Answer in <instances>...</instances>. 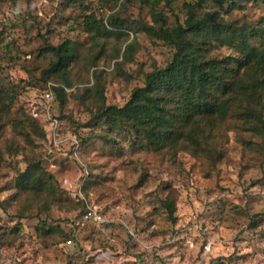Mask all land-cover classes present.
<instances>
[{
    "label": "rangeland",
    "instance_id": "374dc122",
    "mask_svg": "<svg viewBox=\"0 0 264 264\" xmlns=\"http://www.w3.org/2000/svg\"><path fill=\"white\" fill-rule=\"evenodd\" d=\"M93 1L98 18L118 14L129 21L128 37L98 38L99 46L94 45L84 25L85 9L66 0H0V89L17 87L16 106L38 112L44 124L42 95L48 84L40 78L53 61L42 49L47 44H78L80 55L70 65L75 91L93 86V72L103 70L107 105L123 106L143 85L145 73L165 67L173 57L169 46L139 31L141 23L152 21L151 8L142 0L128 5L108 0L103 6ZM198 2L176 0L170 9L163 1L158 9L175 24L176 16L183 20L186 15L185 4ZM202 6L199 13L217 8L212 1ZM221 14L264 24V1L250 0ZM132 42L133 60L116 70L122 59L113 60L114 51L124 52ZM94 56L100 57L98 67L89 70ZM53 113L62 117L57 143L33 134L32 145L11 126L4 129L0 264H259L264 256V134L229 118L213 129L203 155L186 149L154 153L133 148L126 133L115 137L95 125L89 101L56 99ZM75 138L82 144L78 160ZM28 158L41 162L46 180L53 178V195L17 185ZM80 198L105 222L85 218ZM166 200L175 202L173 216L163 205Z\"/></svg>",
    "mask_w": 264,
    "mask_h": 264
},
{
    "label": "trees",
    "instance_id": "16d2710c",
    "mask_svg": "<svg viewBox=\"0 0 264 264\" xmlns=\"http://www.w3.org/2000/svg\"><path fill=\"white\" fill-rule=\"evenodd\" d=\"M107 1L98 0L101 6ZM120 1L125 5L132 2L117 0ZM142 1L150 6L152 21L141 23L139 31L152 40L162 41L174 51L168 64L165 67L153 66L150 72L145 73L143 85L133 90L123 106L107 105L103 70L93 72V86H84L80 91H75L70 65L80 55L78 44L71 40L58 46L47 44L42 49L51 53L53 61L42 72L40 79L52 84L54 102L59 99L65 103L68 97L83 103L89 101L94 105L91 121L95 125L106 128L115 137L126 133L133 148L147 152L186 149L196 156L203 155V145L213 129L229 118L241 120L255 132L264 134V24L228 20L221 14V11L230 14L250 0L187 3L186 15L183 20L176 16L175 24L170 22L167 11L158 7L165 1V7L171 9L176 0ZM209 1L217 8L199 13L198 9ZM66 3L85 9L84 25L94 45L99 46L95 42L98 38L128 37L129 21L118 14H112L107 19L98 18L93 0H66ZM134 45L133 42L129 43L124 52L122 48L114 51L112 59H122L116 62V70L122 71L124 64L133 60ZM223 50L230 54L224 58L214 55ZM100 53H103V48ZM99 59L98 56L89 59V70L98 67ZM17 101V87L12 91L0 89V143L8 125L32 145L33 134L42 140L46 137L52 139L49 122L45 121L44 124L23 107H17ZM55 118L61 131L62 117L55 115ZM109 139L117 144L116 138ZM81 145L77 139L73 143V157L77 160ZM1 159L0 150V162ZM52 179H45V169L40 161L28 158L26 170L17 177V185L22 190L53 195L55 188ZM80 200L85 215L89 206L85 198ZM163 205L173 216L175 202L166 200ZM69 237L74 238V234L70 233Z\"/></svg>",
    "mask_w": 264,
    "mask_h": 264
},
{
    "label": "built area",
    "instance_id": "2783aa9c",
    "mask_svg": "<svg viewBox=\"0 0 264 264\" xmlns=\"http://www.w3.org/2000/svg\"><path fill=\"white\" fill-rule=\"evenodd\" d=\"M42 98L44 100V118L46 122H49V130H50V137L57 143V138L59 137V122L55 118V115L53 113L54 109V92L52 90V84H48L47 88L43 91ZM33 115L35 117L39 116V113L34 111ZM66 185H70L69 182H65ZM85 218L91 219L96 223H103L105 222V218L101 212H99L97 209H94L92 207H88L87 212L85 213ZM69 244L72 243L71 240L68 241ZM259 264H264V256L260 257Z\"/></svg>",
    "mask_w": 264,
    "mask_h": 264
}]
</instances>
